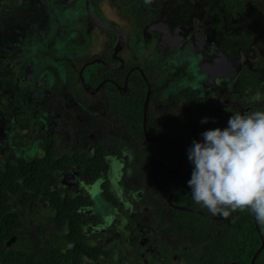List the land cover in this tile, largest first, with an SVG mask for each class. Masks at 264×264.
<instances>
[{"label":"flooded vegetation","instance_id":"obj_1","mask_svg":"<svg viewBox=\"0 0 264 264\" xmlns=\"http://www.w3.org/2000/svg\"><path fill=\"white\" fill-rule=\"evenodd\" d=\"M256 6L0 0V160L46 163L49 192L76 201L84 242L111 262L186 263L194 246L175 222L170 182L192 172L187 150L201 133L264 112V2ZM38 201L20 217L40 254L44 228L59 226L49 200ZM171 201L179 205L173 192Z\"/></svg>","mask_w":264,"mask_h":264},{"label":"trees","instance_id":"obj_2","mask_svg":"<svg viewBox=\"0 0 264 264\" xmlns=\"http://www.w3.org/2000/svg\"><path fill=\"white\" fill-rule=\"evenodd\" d=\"M242 5L243 0H234L236 10H240ZM191 173L188 172L184 178L178 174L170 182L173 202L213 215L193 200L187 183ZM54 180L52 173L47 171L46 163L26 159L8 163L0 160V264H83L85 257L87 264H123L121 259L111 262L108 259L110 255L106 254L109 251L102 254L101 249L84 242L81 226L84 217L76 212V201L71 208V199L61 198L54 191L49 192L48 187ZM41 197L54 206L56 211L52 218L59 228H44L43 236L50 241L38 254L35 229L24 223L20 213L25 206L39 205ZM172 212L175 222L183 225L180 228L186 234L183 236L194 246L188 248L184 264H249L261 244L250 211L237 210L225 219H212L177 208H173ZM258 229L264 238V225L258 223ZM24 231L31 236L27 241L20 236ZM13 235L18 236V243L9 246L7 241ZM101 255L105 258L104 262L99 261ZM253 264H264V246Z\"/></svg>","mask_w":264,"mask_h":264},{"label":"clouds","instance_id":"obj_3","mask_svg":"<svg viewBox=\"0 0 264 264\" xmlns=\"http://www.w3.org/2000/svg\"><path fill=\"white\" fill-rule=\"evenodd\" d=\"M201 136L187 150L193 165L187 183L195 203L224 218L247 210L264 225V112L236 113L226 128Z\"/></svg>","mask_w":264,"mask_h":264},{"label":"water","instance_id":"obj_4","mask_svg":"<svg viewBox=\"0 0 264 264\" xmlns=\"http://www.w3.org/2000/svg\"><path fill=\"white\" fill-rule=\"evenodd\" d=\"M181 153H182V150H181ZM181 153H180V157H181ZM177 171V169L175 171H173L174 173ZM158 184V182H156ZM159 185V184H158ZM169 193V196H168V201L169 203H171V205L177 209H181V210H188V211H193V212H196V213H199L203 216H206V217H209V218H212V219H217V218H224L223 216H213V215H208L207 213L199 210V209H195V208H188V207H184V206H179V205H175L172 203L171 201V198H172V192L171 191H168ZM252 217H253V221L255 223V226L257 227V230L259 232V235H260V240H261V244L259 246V248L255 251L254 255L252 256L251 260H250V263L249 264H253L254 263V260L256 258V256L258 255V253L261 251V249L263 248L264 246V238L262 236V234L260 233V230L258 229V224H257V221L255 219V217L253 216L252 214ZM225 219V218H224Z\"/></svg>","mask_w":264,"mask_h":264},{"label":"rangeland","instance_id":"obj_5","mask_svg":"<svg viewBox=\"0 0 264 264\" xmlns=\"http://www.w3.org/2000/svg\"><path fill=\"white\" fill-rule=\"evenodd\" d=\"M261 2H264V0H245V3H246V7L248 8V9H251L252 11H253V13L254 14H256V13H258V11H257V9L256 8H258V6H256V5H259ZM237 17V18H236ZM247 18H248V16L247 15H245V14H242L241 16L240 15H236L235 16V19H239L240 21H242L243 19H246L247 20ZM253 19V18H252ZM228 22V21H227ZM238 28H240V27H238ZM241 33H239L238 35H240ZM238 37L236 36V39H237ZM244 39V37H242V39L239 37V39H237V41H239V45H243L244 44V41L245 40H243ZM228 41V40H227ZM133 264H144V263H140V261H134L133 262ZM173 264H177L176 262H173ZM184 264V263H183Z\"/></svg>","mask_w":264,"mask_h":264}]
</instances>
